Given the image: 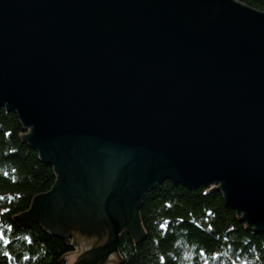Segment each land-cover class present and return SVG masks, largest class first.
Instances as JSON below:
<instances>
[{
    "label": "water",
    "instance_id": "obj_1",
    "mask_svg": "<svg viewBox=\"0 0 264 264\" xmlns=\"http://www.w3.org/2000/svg\"><path fill=\"white\" fill-rule=\"evenodd\" d=\"M0 107L55 174L15 220L69 238L68 264H117L120 235L142 237L141 200L166 179L215 184L264 230L262 10L0 0Z\"/></svg>",
    "mask_w": 264,
    "mask_h": 264
},
{
    "label": "trees",
    "instance_id": "obj_2",
    "mask_svg": "<svg viewBox=\"0 0 264 264\" xmlns=\"http://www.w3.org/2000/svg\"><path fill=\"white\" fill-rule=\"evenodd\" d=\"M237 1L264 11V0ZM25 132L16 113L0 107V230L9 241L0 239V264H68L69 238L15 220L55 181L52 166L23 140ZM139 219L143 235H120L117 264H264V230L248 228L215 184L189 188L166 179L144 194Z\"/></svg>",
    "mask_w": 264,
    "mask_h": 264
},
{
    "label": "snow or ice",
    "instance_id": "obj_3",
    "mask_svg": "<svg viewBox=\"0 0 264 264\" xmlns=\"http://www.w3.org/2000/svg\"><path fill=\"white\" fill-rule=\"evenodd\" d=\"M5 135H7V133H5ZM13 171H15V169H13ZM4 175L5 176H7L8 175V173L7 172H4ZM14 179V178H13ZM0 199H3V197L2 196H0ZM3 211H8V209H3ZM9 229H11V225H8L7 226ZM162 227H163V225H162ZM209 227H211V226H209ZM0 239H3V242L5 243V244H7L9 241H8V239L6 238V237H4V235H3V231L2 230H0ZM3 255L5 256V257H7V256H9L10 255V253H8V252H4L3 253ZM215 255V254H214ZM25 259H27V257H24ZM160 259L161 260H164V257H160ZM237 260H239L240 258L239 257H237L236 258ZM205 264H207V261L205 262ZM232 264H236V260H234L233 262H232ZM241 264H248V262L247 261H241Z\"/></svg>",
    "mask_w": 264,
    "mask_h": 264
},
{
    "label": "rangeland",
    "instance_id": "obj_4",
    "mask_svg": "<svg viewBox=\"0 0 264 264\" xmlns=\"http://www.w3.org/2000/svg\"><path fill=\"white\" fill-rule=\"evenodd\" d=\"M60 231V230H59ZM62 232V231H61ZM72 235L74 236V234L72 233ZM71 234H69V236H72ZM72 243V242H71ZM73 244V247H74V249H73V251H72V253H74L75 251H76V249H77V246L74 244V243H72Z\"/></svg>",
    "mask_w": 264,
    "mask_h": 264
}]
</instances>
